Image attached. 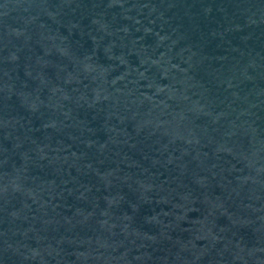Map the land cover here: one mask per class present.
<instances>
[{
    "label": "water",
    "instance_id": "95a60500",
    "mask_svg": "<svg viewBox=\"0 0 264 264\" xmlns=\"http://www.w3.org/2000/svg\"><path fill=\"white\" fill-rule=\"evenodd\" d=\"M0 264H264V0H0Z\"/></svg>",
    "mask_w": 264,
    "mask_h": 264
}]
</instances>
